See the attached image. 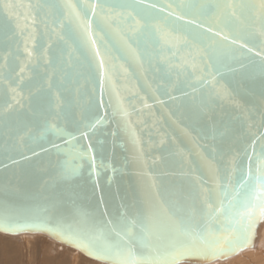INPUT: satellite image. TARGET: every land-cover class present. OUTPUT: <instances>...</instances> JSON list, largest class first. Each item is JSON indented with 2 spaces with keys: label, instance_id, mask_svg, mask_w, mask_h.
<instances>
[{
  "label": "snow or ice",
  "instance_id": "6c2138e0",
  "mask_svg": "<svg viewBox=\"0 0 264 264\" xmlns=\"http://www.w3.org/2000/svg\"><path fill=\"white\" fill-rule=\"evenodd\" d=\"M34 7L55 9V13H52L53 25L58 24L61 29L67 27L78 34L81 46L88 49L89 55L85 57L86 64L83 66L79 58L74 57L73 51H68L67 55L62 51L53 59L50 55L52 45L48 44L36 56L37 63L43 62L45 74L29 92L28 97L25 98L22 93V75L14 82L15 86L8 84V99L0 106V122L8 129L9 135H15L20 142H23L26 136L31 139L33 122L42 120L43 133L50 132L62 141L63 145L75 148L81 138L87 140L90 132L107 123V111L100 114L99 109L112 106L111 103L105 105L104 95L106 91L115 93V86L112 84L113 71L110 61L101 55L97 47V40L94 38L97 32L114 37L119 45L118 50L125 54L131 53L137 62L143 59V53L139 49L146 39L153 46L159 61L170 69L179 67L189 77L195 76L196 85H189L193 93L198 90L197 85L207 92V96H202L196 103V108L201 113L208 110L215 100L225 97L231 100L234 94L242 97L258 92L264 104V53H255L256 57H259L258 77L241 71L246 68L243 63L234 67L223 62L225 59H235L231 46L238 43V38L232 35L237 23L243 21L246 33L264 38V0H202L199 4L175 5L181 12L184 9L207 11L217 23H225L227 34L214 30L211 23L205 26V23L196 19L186 20L184 14H177L175 11H168L167 16L161 19L153 12L157 5H144L143 0H64L63 4L48 5L0 0V35L8 41H15L17 36H25L27 33L24 52L29 60L34 57V52L29 48L28 41L32 40V46L35 47L34 33L38 23ZM173 7L172 4L167 5L168 9ZM165 11L164 7L158 9V13ZM173 16L178 21L183 20L185 26L203 29L205 34L211 33L212 44L194 54L189 53L186 59L181 57L180 53L189 47V42L178 34L174 27L169 26L168 17ZM45 26L47 27L46 22ZM52 32H56L55 27H52ZM215 37H220L219 41H216ZM59 38L64 39L62 35ZM239 49L253 52V48L247 43H240ZM177 60L180 61L179 64L175 63ZM49 68L52 69L51 73L47 71ZM23 71L21 68V73ZM85 72L93 79L94 85L98 84L99 99L93 100L97 115L87 122H78L75 131H70L61 127L58 121L61 117L66 118L67 110L79 95V81ZM237 72H240V79L230 82L227 86L221 84L226 73ZM96 90L94 86L93 97ZM65 93L71 98H66ZM116 95L118 96V93ZM25 99L27 105L24 103ZM193 101L196 102L195 96ZM144 107L149 105L145 103ZM117 115L125 121L127 127L130 113L119 99L113 107V116ZM261 127H264V112L261 113ZM214 133L213 138L218 135L221 140H230L236 136L231 123L225 121H221L220 125L214 128ZM112 135L115 136L116 133L113 132ZM134 142L138 143L135 137ZM50 143L52 148L58 151L61 149L60 144ZM38 147L40 151L28 149L31 157H39L42 152L49 150L43 145ZM227 151L231 153V159L226 175L222 177L219 169H214L211 186L208 181L196 178L202 193L199 208L193 203L185 211L164 201L157 192L155 201H145L134 212L121 205L123 210L113 217L106 208L103 209L100 212L103 226H100L94 220L93 213L78 203L87 198V193L83 189L76 190L79 187L77 185L70 188L65 201L67 215L64 211H59L51 217L37 214L31 222L14 220L11 216H0V228L8 232L46 230L62 242L79 248L90 258L111 260L116 264H181L187 260L207 261L226 257L251 246L261 221H264V132L259 135L252 133L242 152L234 151L231 144L228 145ZM213 152L221 157L225 155L224 151L217 152L213 149ZM77 155L88 160L89 178L95 187H99L100 166L97 165L92 144L89 143L86 148L81 146ZM21 157L24 160L31 158L24 153H21ZM13 163L18 161L13 160ZM106 167L111 168L114 177L117 169L111 165ZM209 169L213 170L210 163ZM79 176V166L66 168L61 173V179L70 185ZM113 177H109V180ZM100 203L103 204L102 197Z\"/></svg>",
  "mask_w": 264,
  "mask_h": 264
},
{
  "label": "water",
  "instance_id": "95a60500",
  "mask_svg": "<svg viewBox=\"0 0 264 264\" xmlns=\"http://www.w3.org/2000/svg\"><path fill=\"white\" fill-rule=\"evenodd\" d=\"M18 3H32L33 5L63 4L64 0H16ZM75 2V0H74ZM83 2V0H80ZM144 5L155 4L157 9L153 10L159 18L167 16L168 11L184 14L185 19H196L205 23H211L214 30H221L223 34L228 33L225 23H217L207 11L199 9H180L175 5L180 3H196L202 0H143ZM172 4L173 9L167 5ZM164 7V13H158V9ZM36 13L37 25L35 36V47L33 41L29 40V48L34 52V57L29 60L24 52V41L27 37L17 36L15 41H8L0 35V106L8 99L7 86L24 77L22 93L25 98L29 92L44 76L46 68L41 61L37 63L36 56L42 49L51 44L50 55L53 59L60 52L67 55L73 51L74 57H78L80 64H86L85 57L89 55L88 49L80 44V37L67 27L61 29L52 21L55 9L33 8ZM47 23V27L45 26ZM170 27H174L177 33L184 36L189 42V47L183 49L180 56L187 58L189 53L208 48L213 42L211 33L205 34L203 29H195L194 26H185L183 20L168 17ZM52 27L56 32H52ZM246 25L243 21L237 23L232 35L238 38V43L232 45L235 59H225L223 62L238 67L240 63L246 65L241 71L247 74H255L258 77L259 57L255 53H264V38L258 35L246 33ZM59 34V35H58ZM62 35L63 40L59 38ZM243 36V39L240 37ZM94 38L97 40L101 55L110 61L113 71L112 84L115 93L106 91L104 95L105 105L111 103V107L99 109V113H108V121L103 126L97 127L90 132L87 140L81 138L75 148L63 145L52 133H43V121L33 122L29 139L27 136L20 142L15 135H9L8 129L0 122V216H11L14 220L31 222L37 214L54 216L59 211L67 215L68 208L65 204L71 187L79 186L76 190L85 191L86 199L78 201L80 205L93 213L94 220L102 225L100 212L107 209L108 213L115 217L123 209L121 205L134 212L147 200H156V193L160 197L185 211L195 203L200 207L202 193L198 187L197 177L208 181L211 186L214 179V169H219L220 176L226 175L229 167L231 153L227 151L228 145L232 149L242 152L249 143L252 133L259 135L264 132L261 127V113L264 112L259 94L237 96L233 99L227 97L217 99L211 107L201 113L196 108V103L201 97H206L205 89L193 93L192 87L196 85V77H189L179 67L169 68L157 59L154 49L148 40H143L139 51L143 53L141 62H137L131 53L119 51V45L114 37L97 32ZM220 37H215L219 41ZM240 43H247L253 48L249 53L247 49H239ZM115 45V46H114ZM5 57L7 61L5 62ZM179 60L175 63L179 64ZM21 68L24 69L21 73ZM51 73L52 69H47ZM191 72V68L188 69ZM177 73H180L178 76ZM240 79V72L235 74L226 73L221 84L227 86L230 82ZM79 95L71 108L67 110V116L58 121L61 127L75 131L78 122H87L97 115V108L93 100L99 99L98 84L94 85L93 79L88 77L87 72L79 81ZM96 87L95 97L92 89ZM110 87V86H109ZM118 93V96L116 95ZM188 93V95H185ZM196 97V102L193 101ZM66 98H71L65 93ZM174 97V98H173ZM117 99L123 101L130 115L125 121L119 115L113 116V107ZM27 105V99L24 100ZM147 103L149 107H144ZM51 120L52 117L50 116ZM221 121L230 122L236 132V136L230 140H221L218 135L214 139V128ZM11 123V121H9ZM14 128L15 125L13 124ZM116 135L113 136L112 133ZM43 133V134H42ZM134 137L137 142H134ZM163 141V144H161ZM50 142L61 145L58 151L52 148ZM91 143L95 152L96 162L99 167V187H95L89 178V162L80 158L77 153ZM39 145L49 150L42 152L39 157H31L28 151L34 148L40 151ZM224 151L223 157L213 152ZM260 145H257L259 152ZM21 153L30 156L28 160L21 157ZM215 156V158H213ZM13 160L18 163H13ZM211 164L212 171L209 169ZM111 165L117 171L113 177ZM80 167V176L75 178L72 185L61 179L64 169ZM109 177H113L111 181ZM101 197L103 204L100 203ZM53 205L56 207L54 208ZM46 210V212H45ZM264 221H261L259 228ZM258 228V229H259ZM257 229V231H258ZM256 231V233H257ZM0 234L17 236L21 234H43L66 247L72 248L85 257L103 264H116L115 261H101L90 258L79 248L62 242L56 236L46 230H24L8 232L0 228ZM257 234L255 236V239ZM256 240L251 246L252 248ZM239 250V251H241ZM239 251L229 254L223 258L204 260H187L181 263L207 264L216 260H224Z\"/></svg>",
  "mask_w": 264,
  "mask_h": 264
},
{
  "label": "rangeland",
  "instance_id": "374dc122",
  "mask_svg": "<svg viewBox=\"0 0 264 264\" xmlns=\"http://www.w3.org/2000/svg\"><path fill=\"white\" fill-rule=\"evenodd\" d=\"M24 235L27 234L16 237L0 234V262H4L3 264H93L90 261H95L53 241L46 235L28 234L30 239H26ZM70 250L76 254H72Z\"/></svg>",
  "mask_w": 264,
  "mask_h": 264
},
{
  "label": "bare ground",
  "instance_id": "6f19581e",
  "mask_svg": "<svg viewBox=\"0 0 264 264\" xmlns=\"http://www.w3.org/2000/svg\"><path fill=\"white\" fill-rule=\"evenodd\" d=\"M256 234H257V237L255 239L256 241L252 248H245L229 258H226L224 260H216L214 262L207 263V264H264V222L261 225V227L258 229ZM24 236L26 237V239L27 238L30 239L29 238L30 236L28 237V234ZM31 237L33 236L31 235ZM70 252L72 251L70 250ZM72 254L75 255L76 252H72ZM90 262H93V264L94 262L95 264H100V262L98 263L96 261H90ZM3 263L0 262V264H3ZM181 264H188V263H181Z\"/></svg>",
  "mask_w": 264,
  "mask_h": 264
}]
</instances>
